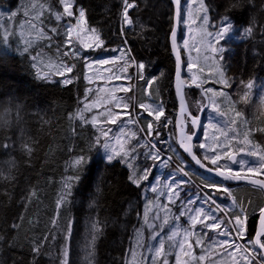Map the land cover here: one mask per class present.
<instances>
[{
    "label": "trees",
    "instance_id": "16d2710c",
    "mask_svg": "<svg viewBox=\"0 0 264 264\" xmlns=\"http://www.w3.org/2000/svg\"><path fill=\"white\" fill-rule=\"evenodd\" d=\"M73 1L75 12L83 9L87 26L98 33L101 49L116 54L117 48L123 47L119 52L123 50L124 54L121 67L125 71L129 110L140 123L142 90L149 79L158 77L152 85L162 86L161 119L169 120L172 139L164 138L166 132L160 127H156L153 139L181 166L185 163L182 167L231 217L246 218L243 231L235 228L264 260L253 244L264 209V192L245 183L229 184L210 178L189 161L178 145L176 60L170 44L174 25L171 0ZM17 2L0 0V4L12 6ZM204 3L210 25H216L215 28L229 18L236 26L249 29L245 40L233 42L225 51L223 70L236 106L264 151V104L252 98L255 92L251 89L252 84L257 91L258 83L264 82V0ZM54 4L64 11L61 0H54ZM129 4L134 7L129 11L130 25H126L123 12ZM37 8L40 10V6ZM50 10L55 11L51 5ZM183 17L182 10L181 21ZM182 37L181 33L179 41ZM68 40L65 29L59 34L48 32L44 40L40 39V52L45 41L50 43L46 46L49 59L57 56V65L49 62L40 66L55 71L54 79L53 75L47 77L37 71L35 53L0 52V264H129L136 237L144 228L143 185L131 180L130 170L121 162H108L100 154V123L104 118L93 117L96 113L86 111L91 92L96 93L86 78L85 56L89 54L78 50V54L71 52L72 58L67 56L66 52L71 50ZM180 49L185 56L181 45ZM136 62L144 63V71L138 70ZM40 63H45L44 57ZM64 65L73 67L66 75L60 70ZM208 86L219 85L212 81L203 84L205 90ZM185 95L191 113L199 115L206 103L202 91L192 87L185 90ZM206 112L195 143L196 154L212 168L234 165L228 157L218 159L219 162L210 159L200 145L204 140ZM189 131H194L192 126ZM150 151L155 154L152 147ZM167 165L170 172L184 178L172 163ZM193 186V191L208 199ZM213 206L225 216L224 211ZM173 207L172 212L177 215L178 206ZM232 235L235 239L233 232ZM201 255V248L196 246V264L213 261Z\"/></svg>",
    "mask_w": 264,
    "mask_h": 264
},
{
    "label": "rangeland",
    "instance_id": "374dc122",
    "mask_svg": "<svg viewBox=\"0 0 264 264\" xmlns=\"http://www.w3.org/2000/svg\"><path fill=\"white\" fill-rule=\"evenodd\" d=\"M61 3L64 11L56 7L54 0H18L13 6L0 4V52L35 53L34 66L40 73V58L44 57L45 63H58L56 55L52 60L48 57L46 46L50 43L43 41L45 47L40 52V39L44 40L48 32L59 34L61 29L67 32L71 50L78 48L76 51L80 50L81 54L88 52L95 38L88 32L84 10L75 12L73 0H61ZM50 5L55 11L50 10ZM182 6L183 37L179 45L185 51L183 78L189 85L203 87L209 81L219 85L218 88L208 86L205 90L210 104L204 140L200 145L216 162L225 157L229 159L233 153L238 155L236 165L220 167L225 171L235 175L264 176L263 148L256 142L245 115L236 106L223 70L225 51L233 42L245 40L249 29L236 26L229 18H224L218 28L210 25L204 0H185ZM66 55L72 58L71 51ZM88 60L85 56L86 63ZM67 67L70 68L65 66L62 70ZM125 85L112 80L100 84L103 95L91 104L100 108L96 114L114 113L102 128L100 154L108 162H121L130 170L131 180L143 185L144 228L136 237L129 264H196V246L201 248L202 258L213 259L210 264H247L245 252L232 236V224L243 231L246 218L232 219L229 215V218L221 215L208 199L193 191L194 186L187 179L169 171L167 159L154 149L158 157L150 151V144L129 110ZM257 87L259 89L255 91L251 84L255 92L252 98L264 104V82L258 83ZM146 134L156 143L148 132ZM182 166L185 167V163ZM173 205L178 206L177 215L172 212Z\"/></svg>",
    "mask_w": 264,
    "mask_h": 264
},
{
    "label": "water",
    "instance_id": "95a60500",
    "mask_svg": "<svg viewBox=\"0 0 264 264\" xmlns=\"http://www.w3.org/2000/svg\"><path fill=\"white\" fill-rule=\"evenodd\" d=\"M174 7V25L170 35V44L172 52L176 60V72L174 78V91L176 95L178 112L176 117L177 127V142L180 149L187 156L189 161L193 163L200 171L205 173L210 178L218 179L229 184L245 183L254 187L260 188L264 192V179L255 176L235 175L221 168H212L208 166L195 151V143L198 141L201 133L202 119L205 111L208 110L210 104V98L202 86L189 85L183 78L184 69V55L180 49L179 39L182 31L181 12L183 0H171ZM197 87L199 88L206 100L204 107L201 109L199 115L194 116L188 106V102L185 95L187 88ZM190 119L193 133L188 132V121ZM231 163L238 161V155L233 153L229 157ZM264 237V209L262 210L259 221L257 224V231L253 238L254 246L261 252L264 257V245L262 238Z\"/></svg>",
    "mask_w": 264,
    "mask_h": 264
},
{
    "label": "crops",
    "instance_id": "0c3cea01",
    "mask_svg": "<svg viewBox=\"0 0 264 264\" xmlns=\"http://www.w3.org/2000/svg\"><path fill=\"white\" fill-rule=\"evenodd\" d=\"M88 32L93 33L94 38H95V43L91 44L88 49L89 60L86 64V78L91 83V88L96 90V93H92L90 90L92 97L86 103V111L87 112L91 111V113H97V111H99L100 108L96 109L97 105L91 104V103L99 100L101 96L103 95V93H101L99 89L100 84H104L108 82L109 80L119 81L121 83L127 84L126 79L123 78V76H125V71L121 67V64L124 60V54H123V50L119 52V50L123 47L117 48L116 54L112 53V51L110 52V51L101 49V45H99V36L96 30L90 29L88 30ZM85 45H87V42H85ZM126 45L127 44H125L124 48L127 49ZM76 49H74L75 51L73 50H70V51L78 54V50L76 51ZM48 63H40V66L45 67L48 65ZM69 67L70 68L67 67L64 70H62V68L60 69L61 71L64 72L62 75H66V73H70L72 71V68H71L72 66H69ZM136 67L140 71H144V68H145L143 62H140V63L136 62ZM40 72L47 77L53 75V79L56 78L55 71L40 69ZM57 76L60 77L61 75L57 73ZM157 79H158L157 76L152 79H149L146 82L144 89L142 90V93H141L142 99H141V106H140L141 117H142L141 124L143 127L146 125L144 129L146 130V132L150 134L152 138H156V133H157L156 127H160L161 131L166 132L164 138H168L169 140L170 138L172 139L171 134L168 132V127H169L170 122L169 120L163 122V120L161 119V117L164 114L163 113L164 96H162L161 94L162 86L161 84H155V86L152 85V83L156 82ZM152 88H155L154 93L152 92ZM117 93L120 94L121 91H118ZM113 114H114L113 112L108 113L104 111V112H100L94 115L93 117L97 115H99L100 117H103L104 120L100 124L104 128L106 127V124L109 122V119L112 117ZM159 122H163V124L159 125ZM246 256L248 259L247 264H252L251 259L248 257L247 254Z\"/></svg>",
    "mask_w": 264,
    "mask_h": 264
},
{
    "label": "built area",
    "instance_id": "2783aa9c",
    "mask_svg": "<svg viewBox=\"0 0 264 264\" xmlns=\"http://www.w3.org/2000/svg\"><path fill=\"white\" fill-rule=\"evenodd\" d=\"M134 4H129L128 7H126L124 9L123 12V19L126 21V25H130V18H129V11L131 9H133ZM135 108V107H134ZM138 125L140 126L145 139L147 140V142L150 144V146L162 157H164L165 159L168 160V162L172 163L179 171L180 173L185 176V178L192 183L193 185L196 186V188L202 192L208 199L211 200V202L213 204H215L220 210L224 211V209L221 207V205L208 193L207 190H205L197 181H195L193 179V177L191 176L190 173H188L175 159L174 157L167 153L162 147H160L157 143H155L153 140H151L146 132L144 131L143 126L140 124V120L138 118V116L135 117ZM224 213L226 214V216H228V214L224 211ZM229 217V216H228ZM233 233L235 236V239L237 240V242L240 244V246L253 258V260L257 263V264H264V260L256 253L254 252L248 245V241L245 238V235H243L240 231H238L235 227H233Z\"/></svg>",
    "mask_w": 264,
    "mask_h": 264
},
{
    "label": "flooded vegetation",
    "instance_id": "af4514ba",
    "mask_svg": "<svg viewBox=\"0 0 264 264\" xmlns=\"http://www.w3.org/2000/svg\"><path fill=\"white\" fill-rule=\"evenodd\" d=\"M187 121H188V125H189V126H188V132H189V133H193V132H190V131H189V127L192 126L190 119L187 118ZM188 173H190V172H188ZM190 174H191V173H190ZM191 175H192V174H191ZM192 177H193V176H192ZM193 179L196 181V179H195L194 177H193Z\"/></svg>",
    "mask_w": 264,
    "mask_h": 264
},
{
    "label": "clouds",
    "instance_id": "9594fccd",
    "mask_svg": "<svg viewBox=\"0 0 264 264\" xmlns=\"http://www.w3.org/2000/svg\"><path fill=\"white\" fill-rule=\"evenodd\" d=\"M213 197V196H212ZM214 198V197H213ZM215 199V198H214ZM210 200V199H209ZM216 200V199H215ZM211 201V200H210ZM226 215V214H225ZM228 215L230 216V214L228 213ZM228 217V216H227ZM231 217V216H230ZM229 218V217H228ZM232 218V217H231ZM232 227H235V225L232 224ZM242 233V232H241Z\"/></svg>",
    "mask_w": 264,
    "mask_h": 264
}]
</instances>
